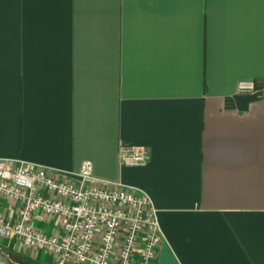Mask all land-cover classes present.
Listing matches in <instances>:
<instances>
[{
  "label": "crops",
  "instance_id": "0c3cea01",
  "mask_svg": "<svg viewBox=\"0 0 264 264\" xmlns=\"http://www.w3.org/2000/svg\"><path fill=\"white\" fill-rule=\"evenodd\" d=\"M0 158L145 190L156 264H264V0H0Z\"/></svg>",
  "mask_w": 264,
  "mask_h": 264
},
{
  "label": "built area",
  "instance_id": "2783aa9c",
  "mask_svg": "<svg viewBox=\"0 0 264 264\" xmlns=\"http://www.w3.org/2000/svg\"><path fill=\"white\" fill-rule=\"evenodd\" d=\"M253 80L238 91L253 92ZM149 148L120 149V162L141 166ZM0 197L17 206V217L0 214V238H15L25 249L49 254L52 264H156L163 230L149 194L122 182L98 179L90 162L66 172L23 159L0 158ZM39 216L56 219L47 233Z\"/></svg>",
  "mask_w": 264,
  "mask_h": 264
},
{
  "label": "rangeland",
  "instance_id": "374dc122",
  "mask_svg": "<svg viewBox=\"0 0 264 264\" xmlns=\"http://www.w3.org/2000/svg\"><path fill=\"white\" fill-rule=\"evenodd\" d=\"M17 255L21 256L23 254L21 253L20 250H16V249L14 250V253L6 252V250H4V248H2V250H0V257H4V259L6 258V260L13 262L14 264H27V263H24L22 261L17 260L18 259L17 257H19ZM29 264H33V263H29Z\"/></svg>",
  "mask_w": 264,
  "mask_h": 264
},
{
  "label": "trees",
  "instance_id": "16d2710c",
  "mask_svg": "<svg viewBox=\"0 0 264 264\" xmlns=\"http://www.w3.org/2000/svg\"><path fill=\"white\" fill-rule=\"evenodd\" d=\"M17 256H19V255H17ZM16 256V257H17ZM0 258H3L4 259V257H0ZM18 259L17 260H19V261H22V262H24V263H27V264H29V263H32L31 261H29V260H27L26 258H24V257H22V256H19V257H17ZM6 259V258H5ZM8 261V260H7ZM10 262V261H9ZM11 264H14L13 262H10ZM34 264V263H33Z\"/></svg>",
  "mask_w": 264,
  "mask_h": 264
},
{
  "label": "water",
  "instance_id": "95a60500",
  "mask_svg": "<svg viewBox=\"0 0 264 264\" xmlns=\"http://www.w3.org/2000/svg\"><path fill=\"white\" fill-rule=\"evenodd\" d=\"M0 264H11V263L6 259L0 258Z\"/></svg>",
  "mask_w": 264,
  "mask_h": 264
}]
</instances>
